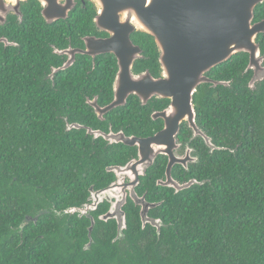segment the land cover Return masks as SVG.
I'll use <instances>...</instances> for the list:
<instances>
[{
  "label": "trees",
  "instance_id": "16d2710c",
  "mask_svg": "<svg viewBox=\"0 0 264 264\" xmlns=\"http://www.w3.org/2000/svg\"><path fill=\"white\" fill-rule=\"evenodd\" d=\"M22 11L19 67L0 60V264H264V101L240 102L239 55L228 59L217 77L228 81L229 88L212 90L203 85L194 96L196 124L223 150L210 155L196 139L191 145L198 163L190 166L189 173L173 169L180 182L193 178L204 184L177 194L157 188L154 183L163 170L158 161L140 179L137 191L147 192L150 202L162 201L149 212L167 226L159 238L151 226L141 229L138 209L128 202L124 239L113 243L115 222L97 219L108 208L102 204L92 213L93 243L84 251L89 220L62 211L83 204L90 186L109 185L114 178L105 168L125 164L135 150L105 146L101 140L91 144L83 131L63 133L60 116L102 126L85 104L80 113L68 110L64 97L83 77L85 94H97L100 104L108 103L114 58L100 57L92 72L89 61L74 65L54 78L55 89H51L44 80L54 58L48 43L57 48L66 45L57 32L92 33L93 7L87 1L78 3L66 21L51 25L43 21L33 0ZM254 16L264 17V4L255 9ZM134 41L147 57L136 69L156 72L152 39L136 35ZM138 107L132 98L126 107L113 112V129L122 127L127 135L140 137L160 129L147 119L146 109ZM189 137V130L182 126L180 141ZM40 211L47 213L20 228L26 216Z\"/></svg>",
  "mask_w": 264,
  "mask_h": 264
},
{
  "label": "water",
  "instance_id": "95a60500",
  "mask_svg": "<svg viewBox=\"0 0 264 264\" xmlns=\"http://www.w3.org/2000/svg\"><path fill=\"white\" fill-rule=\"evenodd\" d=\"M24 3L28 0H16ZM41 6V15L47 24L56 20L65 19L72 9L73 0H35ZM97 7V16L94 23L97 28L112 38L106 40H86V50L82 54H111L117 57L119 71L114 82V101L105 108H96L99 117L114 108L125 104L128 95L138 96L146 102L151 96L171 100L170 106L157 116L164 120V129L147 139L125 137L122 133L104 136L110 143H123L129 147L138 148V159L128 162L125 166L109 167L107 172L113 173L116 180L106 188L94 190L90 187L86 204L81 207L67 208L63 214H77L79 218L86 216L90 225L87 228L88 242L83 250H89L92 241V231L95 220L90 216L103 202L109 204L108 210L98 217L101 222L114 221L116 236L112 242L124 239L126 230V214L123 210L127 196L135 206L140 207L139 218L141 229L146 225L156 230L159 238L162 227L166 228L161 220L148 217V211L160 206L161 203H147L145 197H138L134 188L139 183V177L145 175L146 170L153 164L157 155L168 157L166 180L157 181L158 186L173 188L175 193L189 189L193 185H203L204 182L190 180L183 184L173 182L170 176L174 165L179 164L187 168L189 162L194 163L195 158L190 157L192 149L188 148L184 157L177 158L174 154L179 146L176 145V136L180 124L185 122L192 132L193 138L199 136L204 144L212 151L215 148L209 138L199 130L195 122V108L193 95L201 84L210 83L204 74L220 63L230 59L240 52L250 54L251 61L257 54L254 43L256 36L264 32V21L252 24L254 9L264 3V0H90ZM0 0V25L5 22L6 11L1 13L3 7ZM121 15H129L121 20ZM136 25L140 31L151 35L160 52L159 62L163 70V79L154 80L148 74L132 76L130 69L134 60L139 56L140 50L132 46L129 40L131 27ZM3 40L0 39V42ZM126 52L132 55L125 57ZM68 61L55 70L51 76L70 67ZM213 87L222 85L230 87L228 82H212ZM92 106L94 102L91 103ZM69 128L80 127L72 125ZM95 138L99 133H93ZM129 182L125 183V178ZM40 211L34 217L26 216L20 228L30 222L36 223L39 216L46 214ZM56 214H59L56 212Z\"/></svg>",
  "mask_w": 264,
  "mask_h": 264
},
{
  "label": "flooded vegetation",
  "instance_id": "af4514ba",
  "mask_svg": "<svg viewBox=\"0 0 264 264\" xmlns=\"http://www.w3.org/2000/svg\"><path fill=\"white\" fill-rule=\"evenodd\" d=\"M2 4L3 7H1V13H4V11H6V16H5V22L3 25H0V39H2L3 41L0 42V60L3 61V64H13V66L15 68L19 67V57H20V25L22 24V22L24 21V13L22 11V7L24 5H27L31 0H28L24 3L21 2H17L16 0H2ZM35 1V0H33ZM89 2L92 7H93V11H94V16L92 17V27H93V32L90 34H83V33H74L70 30L68 31H62V32H57L62 38H65V41H63L64 43L66 42V45L57 48L54 45H52L51 43H48V46L50 48V53L54 56V58L52 59V63L48 64V73L44 76V80H46L47 82L50 83V88L51 89H55V83H54V78L61 72H65L69 69H71L74 65H83V62L85 61H89L91 64V69L90 72H92L93 70L96 69L97 64L96 61L97 59H99L102 56L105 55H110L114 58V64H115V71L113 74V80L111 83V100L106 103V104H100L99 103V96L97 94H91V95H86L85 94V90H84V79L83 77H80L77 81H75V87L71 86V93L67 94L66 97H64L67 101H68V110L72 111L74 114L75 113H80L83 110V105L85 104L86 106H88L91 109V112L94 116V120H96V122L98 121L99 123L102 124V126L97 125L96 127H92L89 125H83L77 122H70L68 120V117L66 116H60L61 122L63 123V128L62 131L63 133H69L72 130H76V131H83L84 135L86 137H88L90 139V143L94 144L95 141H103L105 143V146H113V145H122L125 147H129L124 145L123 143H110L109 140H106L104 138V136H107L108 134L112 133V134H118V133H122L125 137H135L137 139H147V138H151L154 135H156L157 133L161 132L164 129L165 123L164 120L160 117H158L157 115L159 113L164 112L171 103L170 99L167 98H159L158 96H151L148 100H146V102H142V100L136 96V95H128L126 100H125V104L122 106H119L117 108L112 109L111 111L105 113L104 115H102L101 117L98 116V114L96 113V108H105L108 105H110L113 101H114V97H115V93H114V82L116 80V76L118 74L119 71V66H118V61H117V57L116 55H114L113 53L111 54H93V55H87V54H82L80 52H83L86 50V40L87 39H95V40H106V39H110L112 38L113 34H108L106 32H103L101 30H99L97 28V26L94 23L95 17L97 16V7L96 5L90 1V0H73L74 5L72 7V9L68 12L67 17L65 19H59L54 21L53 23L59 22V21H66L70 15V13L77 7V4L80 3L81 5H84L85 2ZM37 2V1H35ZM37 4L39 5V3L37 2ZM61 4H64V0L61 1ZM264 3L258 5L255 7V9L259 6H262ZM40 7V15H41V6ZM255 9H254V13H255ZM129 15H121L120 19L121 20H126L128 18ZM42 18V15H41ZM43 19V18H42ZM44 21V19H43ZM261 21H264V17L260 18V19H255V16L253 18L252 24H256L259 23ZM45 22V21H44ZM46 23V22H45ZM51 23V24H53ZM47 24V23H46ZM51 24H47V25H51ZM6 25L10 26L9 29L5 28ZM129 26L131 27V32L129 33V40L132 44V46L137 47L140 50L139 56L134 60L132 67L130 69V72L132 74V76L137 77V76H141L143 74H148L152 79L154 80H159V79H163V70L162 67L160 65L159 62V56H160V52L159 49L157 47V44L155 42V39L149 35L146 32L140 31L136 28V25L133 23H129ZM136 35H144L147 37H150L153 41V44L155 46V51H156V63H157V70L156 72H152L150 71L149 68H143L140 70L136 69V65L137 63H139L140 61H146L147 57L145 55L144 49L140 46L139 43H136L134 41L135 36ZM75 39L76 43L73 44L72 41L73 39ZM255 45L257 46V54L253 57L252 61H251V57L250 54L247 52H240L239 58H240V102L244 99L247 100H254V101H260L263 100L264 101V32L263 33H259L255 40H254ZM132 55L131 52H126L125 53V57L128 58ZM72 61V64L70 67H68L66 70L63 71H58L56 72L53 77L51 76V74L59 69L60 67H62L65 63H67L68 61ZM227 62L224 61L222 63H220L219 65H217L216 67L210 69L208 72H206L204 74V77L207 78L210 83H205V84H201L200 86H198L196 88V92L193 95V104H194V96L195 94L198 92L199 89L202 88L203 85H207V88L212 89V90H216L218 87H224L222 85H217L216 87H213L212 82H228L223 80L222 78H217L219 76V74L221 73V67L223 66V64ZM95 81H97V78L94 79ZM66 82H69L67 79H65V84ZM78 83V85H77ZM229 83V82H228ZM65 84L63 85V88L65 86ZM225 88H229V87H225ZM210 93V92H209ZM134 98L137 102H138V106L140 107L141 110L146 109V114H147V119H150L149 121L155 125L160 126V129H158L156 132L153 133V135L151 136H146V137H140V136H136V135H127L124 132V129L122 127L118 128L116 131L113 129V124L110 120L113 112L117 111V109H121L127 106V104L129 103V101ZM94 102L95 106H92L91 103ZM159 105H165L164 107H162L161 109H156L155 107L159 106ZM138 107V108H139ZM195 108V105H194ZM195 115H196V110H195ZM110 120V121H109ZM149 121L147 120V126L149 124ZM195 122H196V117H195ZM106 125H104V124ZM72 125H77L80 128H69ZM197 125V124H196ZM146 126V128H147ZM182 126H184L185 128H187L190 132V137L188 139V141L186 142H181L179 135L181 132V128ZM198 126V125H197ZM145 128V129H146ZM199 130L202 131V133L210 139L211 144H212V140L210 137H208L205 132L198 126ZM88 130H90L93 133H99V136L97 138L94 137L93 134H89ZM126 130H129V127H126ZM104 135V136H103ZM196 139H198L206 148H207V152L208 154H212L214 151H218V150H223L222 147H217L214 144H212L215 148V150H210L203 142V140L197 136L195 138H193L192 132L189 129V127L187 126V124L185 122H182L180 124V129L179 132L176 136V145H178L179 147L174 150V154L177 158L180 157H184L185 152L188 148L192 149V151L190 152V157L191 158H195V162H189L187 164V168L182 167L179 164H176L172 167L171 172H170V176L173 182H176L178 184H183L186 183L190 180H195L193 178H190L184 182H180L174 175H173V169L175 167H180L182 168L186 173H189L190 171V166L191 165H196L198 163V159L199 156L196 153V149L192 144L193 141H195ZM129 148H133L135 150V156L133 158H131L130 160H128L125 164L123 165H112L109 167H114V166H119V167H123L125 166L128 162L132 161V160H137L138 159V148L137 147H129ZM158 161L162 162V166H163V170H162V176L158 179L155 180V187L157 188H165V189H169L173 191V194H177L175 193L173 188H169V187H162V186H158L156 183L159 180L165 181L166 180V176H165V172H166V168L168 165V157L165 155H157L156 158L154 159L153 164L146 170L145 175L143 177H139V183L138 185L134 188V192L138 197H145L146 200V194L147 192L144 193H139L137 191L138 186L140 185V179L141 178H145L149 169L151 167H154L157 165ZM106 167L105 168V172L109 173L113 176L114 180L112 182H114L116 180V177L113 173L107 172L106 169L109 168ZM196 181V180H195ZM111 182V183H112ZM129 180L126 177L125 178V183H128ZM110 183V184H111ZM109 184V185H110ZM107 185V186H109ZM106 186V187H107ZM93 187V186H90ZM89 187V188H90ZM104 187V188H106ZM192 187V186H191ZM190 187V188H191ZM94 189V187H93ZM103 189V188H101ZM89 190V189H88ZM96 190H100V189H94ZM180 192V191H179ZM178 192V193H179ZM88 196H89V192H88ZM88 198V197H87ZM128 202H131L133 205L134 203L131 201V199L129 198V196H127V202L125 204V206L127 205ZM147 203L150 204H157V203H161L162 201L159 202H150L148 200H146ZM88 203L87 199L86 201L81 204L79 207H81L82 205ZM102 204H107L109 207V204L106 202H103ZM100 204V205H102ZM160 204V205H161ZM124 206V207H125ZM123 207V210H124ZM138 209V215H139V211H140V207L139 206H135ZM159 207V206H157ZM98 209V208H97ZM155 209V208H154ZM108 210V208H107ZM106 210V211H107ZM153 210V209H152ZM151 210L148 211V217L151 219H157V218H152L149 216V212ZM91 212L90 216H92ZM125 212V211H124ZM104 214V213H103ZM77 215V214H75ZM102 215V214H101ZM100 215L97 216V219ZM86 219H88L86 216H84ZM93 217V216H92ZM140 219V218H139ZM89 220V219H88ZM163 228V227H162ZM161 228V229H162ZM156 231V230H155Z\"/></svg>",
  "mask_w": 264,
  "mask_h": 264
}]
</instances>
